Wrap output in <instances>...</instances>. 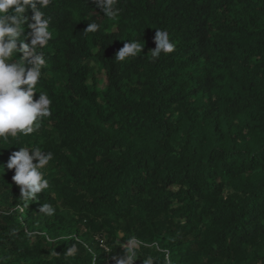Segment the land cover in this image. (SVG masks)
Masks as SVG:
<instances>
[{"label":"trees","instance_id":"obj_1","mask_svg":"<svg viewBox=\"0 0 264 264\" xmlns=\"http://www.w3.org/2000/svg\"><path fill=\"white\" fill-rule=\"evenodd\" d=\"M115 8L52 0L43 10L52 38L34 99L46 92L52 115L0 142V264H116L120 233L141 245L134 264H264V0ZM157 28L176 47L153 61ZM127 40L142 53L115 60ZM20 146L53 153L49 188L23 212L6 166ZM42 203L56 213H38Z\"/></svg>","mask_w":264,"mask_h":264},{"label":"clouds","instance_id":"obj_2","mask_svg":"<svg viewBox=\"0 0 264 264\" xmlns=\"http://www.w3.org/2000/svg\"><path fill=\"white\" fill-rule=\"evenodd\" d=\"M52 0H0V142L9 137L28 136L40 127V122L52 115V100L46 92H39L37 84L42 77V69L46 66L44 49L52 38L49 30L50 19L46 17V9ZM104 15L116 14L117 0H95ZM31 10V23L27 24L30 31H25L29 17L25 15ZM98 30L95 22L89 23L85 31ZM155 47L151 49V58L155 61L161 53H171L175 43L171 41L167 30L157 28L153 37ZM145 44L138 40H127L115 54V60L126 61L142 53ZM17 53H21L17 57ZM53 160V153L43 151L40 147H22L13 151L8 158L7 168L14 169L12 181L19 187L17 210L23 212L29 203L38 201V194L49 188L45 178V169ZM3 169V166H0ZM40 214L53 216L56 208L42 203ZM28 236L34 235L27 233ZM123 238V237H121ZM120 238L122 255H113L116 264H134L139 257L141 247L136 238ZM103 243V242H102ZM78 247L74 243L67 248L65 254L75 256ZM107 252V250H106ZM143 264H156L153 257L144 258Z\"/></svg>","mask_w":264,"mask_h":264},{"label":"rangeland","instance_id":"obj_3","mask_svg":"<svg viewBox=\"0 0 264 264\" xmlns=\"http://www.w3.org/2000/svg\"><path fill=\"white\" fill-rule=\"evenodd\" d=\"M86 62L90 68V74L92 76L94 75L95 78L98 80L99 86L103 87L106 83L105 73L98 69V66L93 60H87ZM120 237H123L122 233H120Z\"/></svg>","mask_w":264,"mask_h":264}]
</instances>
